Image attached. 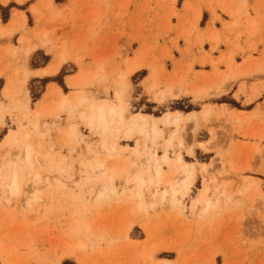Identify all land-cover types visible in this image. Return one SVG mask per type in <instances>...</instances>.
Returning a JSON list of instances; mask_svg holds the SVG:
<instances>
[{
    "label": "rangeland",
    "instance_id": "1",
    "mask_svg": "<svg viewBox=\"0 0 264 264\" xmlns=\"http://www.w3.org/2000/svg\"><path fill=\"white\" fill-rule=\"evenodd\" d=\"M202 1L206 2L198 4ZM207 6L217 7L212 1ZM10 10L0 5V41L11 46L0 52L4 62L11 61V67L3 62L0 72V104L5 108L0 180L8 184L16 179L19 193L11 199L0 194V264H264V119L241 123L225 111H208L201 129L194 115L184 117L199 111L205 101L251 109L229 94L217 96L226 94L237 77L252 72L232 78L221 73L204 83L194 77L196 62L216 71L225 62L215 28L207 38L208 52L205 40L196 43L199 50H183L173 40L175 0H41L39 10L17 13L5 27ZM194 20L197 23L198 17ZM28 24L35 28L29 30ZM2 30L13 36L4 37ZM29 41L45 50L34 55L33 64L42 65L52 55L53 72L67 63L60 74L24 83L28 57L23 50ZM256 73L264 74V68ZM68 75L74 76L65 80ZM48 82L57 83L63 92L50 87L41 97ZM116 90L126 104L124 112ZM183 91L200 104L180 98ZM91 103H105L122 113L123 126L136 115L160 121L165 114L180 112L183 121L178 128L159 125L163 136L155 144L143 136L114 139L87 126ZM14 138L16 145L3 147ZM103 145L116 146L120 154L109 158ZM25 146L31 147L29 162ZM147 151L155 155L163 174L154 199L147 187L154 162L143 156ZM166 152L170 165L162 162ZM179 156L195 164L196 179L189 193H177L173 203L166 182L176 178L171 170ZM36 158L47 161L46 167H40ZM96 164L117 174L122 168L132 169V183L124 185L122 177L111 173L96 182L88 173L83 182L84 172ZM140 175L141 187L134 183ZM105 184L109 188L99 198L98 190L103 191ZM139 203L144 204L141 210Z\"/></svg>",
    "mask_w": 264,
    "mask_h": 264
},
{
    "label": "crops",
    "instance_id": "2",
    "mask_svg": "<svg viewBox=\"0 0 264 264\" xmlns=\"http://www.w3.org/2000/svg\"><path fill=\"white\" fill-rule=\"evenodd\" d=\"M3 1L4 0H0L1 6L11 8L9 11V23L5 25V27H8L13 21L14 15L17 13L31 15L32 9L39 10L41 0H8L6 4H4ZM209 1H212L217 7L211 10L210 7L207 6ZM202 4L203 1L198 4V0H175L177 15L172 18V24L175 27L173 40L177 41L179 48L183 50L197 48L196 43L205 40L204 50L208 52L207 49L210 50L211 44L207 41V38L214 33V27L217 35L222 39L218 51L224 53L223 58L225 62H222L218 66V71L210 67L209 64L205 67L199 62H196L193 67V72L195 73L194 77H197L200 82H203L218 78L221 73L232 78L252 72L250 76L237 77L236 82L229 85L226 94L217 96L219 99L229 94L231 99L237 101L243 107L251 106V109L246 111L238 110L228 104L215 102L206 103L205 101L201 104L199 111L184 114V117L187 118L194 115L200 128L202 127L201 129L204 127L203 121L206 111L213 113L216 111L224 113L225 111L230 115L231 119L239 118V122L241 123L249 120L252 121L254 118L253 123L258 124L264 119V74L256 73L259 69L262 70L264 68V0H206V2ZM197 6H199V9ZM218 6H220L221 9ZM196 16L198 17L197 23L196 20H194ZM205 17L206 20L204 22ZM218 17L221 18V21L218 20ZM27 27L29 30L35 28L34 26L30 27L29 24ZM21 36L22 35L16 36L17 42ZM12 46L19 47V45L15 44ZM9 47L11 46L6 43L3 45L2 41H0V52L1 50L8 51L7 49H9ZM27 47L28 45L24 47L23 52ZM38 48L42 47H37L36 50L32 51L23 65L26 71L30 73L28 78H25L23 70V80L26 79L25 84L28 83V85L33 81L40 83L41 81L54 78L60 74L64 65L67 64L64 63L60 68L58 67L56 72H53V67L56 64L52 65L55 60L52 55H49L48 61L42 65H34V55L41 51H45L43 49L38 50ZM239 49H242L243 52ZM197 50L199 49L197 48ZM3 62L4 57L0 56V72L3 71ZM4 63L5 67L7 65L11 67V61L7 58ZM185 63L188 64L191 63V61L186 60ZM22 64L23 60L21 59L19 66ZM44 72H47V74L43 75ZM73 76L74 75H68L65 77V80ZM2 80L5 89L8 84V82L6 84L5 75ZM203 83H200L196 89L201 90L199 88H201ZM50 87L60 88L62 90L57 83L48 82L41 97L45 96V93ZM184 95L185 92L183 91L180 98L186 97L193 103L198 104L201 102H195L193 95ZM193 165L195 164L193 163Z\"/></svg>",
    "mask_w": 264,
    "mask_h": 264
},
{
    "label": "bare ground",
    "instance_id": "3",
    "mask_svg": "<svg viewBox=\"0 0 264 264\" xmlns=\"http://www.w3.org/2000/svg\"><path fill=\"white\" fill-rule=\"evenodd\" d=\"M7 1L8 0H4L3 3L6 4ZM1 34L4 37L6 35V37H9V38L13 36L12 32H9L6 34L5 31L3 30ZM27 44H30V41ZM41 44L43 45V43ZM37 47H41V46L38 44L37 45L35 44L33 46L28 45V47L24 51L25 57H29L32 51L36 50ZM45 74H47V72L43 73V75ZM29 75L30 73L26 71L25 78H28ZM24 83H26V79L24 80ZM4 94L6 98L8 99L10 98V90L8 88H6ZM173 96L175 98L178 97L176 94H173ZM115 98L118 102L123 103V97L120 91L118 90L115 91ZM164 98H165L164 94H162L159 97L161 101ZM26 106L28 108V104H26ZM125 109H126V104L123 103L122 112H124ZM4 110H5L4 106L0 104V124L3 122ZM89 110H90V114L86 116V122H87V126L89 127L91 131L98 132L103 136L107 134H111L114 137V139L117 138L118 135H121L125 141H131L134 139L135 136H143L146 140L150 139L152 144H155V142L158 139L162 138L163 136V129L159 127V125H161L163 128H169V127L178 128L183 121V118L180 112H177L174 114H165L160 121L153 119V118H148L147 116H144V115H136L134 119L128 125L123 126L119 124V119H123V114L116 111L115 109L111 107H107L105 103H102L98 106L95 105L94 103H91ZM207 112L208 111L205 112L206 115H207ZM188 120L190 121L193 120V117H190ZM111 127H114L113 131L111 130ZM172 139L173 137L170 140L166 141V145H165L166 148H168L171 145ZM17 141L18 140L15 138L13 140L8 139L3 143V147L8 148L9 146H14L16 145ZM202 146L205 147V145H201V147ZM102 148L105 150V154L109 158H114L115 156L120 154L116 146L107 148L103 145ZM189 151H191L190 148H189ZM31 153H32L31 147L25 146L24 147V158L26 162H29ZM130 153L133 157L136 156V151H134L133 149L130 150ZM143 156L148 159V162H154V166L152 167L154 174L147 181V187L152 188L153 190L151 193V197L154 199L157 197L158 189L161 185L163 174L158 165V162H157L158 160L155 159L154 154H151L149 151H147L146 153H144ZM36 161L40 165V167H46V165L48 164L47 161H44L43 159L36 158ZM162 162H164L166 165H170L171 161L168 157V152H166L163 155ZM176 162H177V165L173 167L171 171L176 173L177 176L173 180L166 182V186L171 192L173 203L176 202L175 200H176L177 193L182 194V196H186L189 193L196 179L195 168L193 167L192 164L183 162L180 156L176 159ZM146 165L149 166L148 163ZM28 169L31 172L32 166L29 165ZM88 173L90 174V179L93 182L102 180L103 177H107V175L111 173V174H114V176L119 175L120 177H122V182L124 185H128L129 183H132L131 181L132 180V169L127 171L126 168H122L121 173L117 174L118 172L114 170H105L103 165L96 164L95 166H90V168H87V172H84L83 182H86L88 180L89 178ZM13 175L15 176V172L13 173ZM95 176H99V179ZM111 178L112 177L109 178L108 180L109 182L112 181ZM38 181H39V177L36 176L34 182H38ZM134 183L135 184L138 183L139 187L144 185L141 179V175L136 178ZM45 187L47 188L48 185L46 184ZM104 187L105 188H103L104 189L103 191H101V188L98 190L99 198L105 195L107 189L109 188V185L105 184ZM177 187H180L181 189L180 192L177 191ZM205 191L207 192L208 188H206ZM18 193L19 191L17 189L16 179L12 180L8 184H5L3 180H0V194L2 197H5V195H8V198L11 199V198L16 197ZM112 193L115 194V191L113 190ZM141 193L142 192L140 190H137L135 192L136 196L139 199L142 198ZM143 207H144L143 203L138 204L139 210L143 209ZM208 208H209V202L206 203L204 211L206 212ZM159 264H171V263L165 261V262H160Z\"/></svg>",
    "mask_w": 264,
    "mask_h": 264
}]
</instances>
